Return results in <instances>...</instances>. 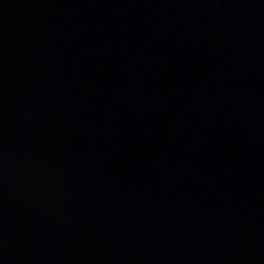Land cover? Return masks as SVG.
Here are the masks:
<instances>
[{
  "label": "water",
  "instance_id": "obj_1",
  "mask_svg": "<svg viewBox=\"0 0 264 264\" xmlns=\"http://www.w3.org/2000/svg\"><path fill=\"white\" fill-rule=\"evenodd\" d=\"M50 264H264V0H63Z\"/></svg>",
  "mask_w": 264,
  "mask_h": 264
}]
</instances>
